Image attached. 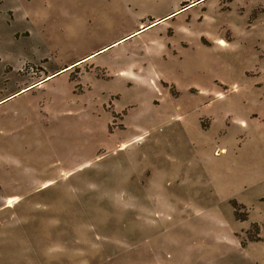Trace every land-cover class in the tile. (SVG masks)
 <instances>
[{"label": "rangeland", "instance_id": "rangeland-1", "mask_svg": "<svg viewBox=\"0 0 264 264\" xmlns=\"http://www.w3.org/2000/svg\"><path fill=\"white\" fill-rule=\"evenodd\" d=\"M0 264H264V0H0Z\"/></svg>", "mask_w": 264, "mask_h": 264}, {"label": "trees", "instance_id": "trees-1", "mask_svg": "<svg viewBox=\"0 0 264 264\" xmlns=\"http://www.w3.org/2000/svg\"><path fill=\"white\" fill-rule=\"evenodd\" d=\"M254 232L257 234L258 233V227L257 225H253ZM252 240H259V237L255 234L251 237Z\"/></svg>", "mask_w": 264, "mask_h": 264}]
</instances>
